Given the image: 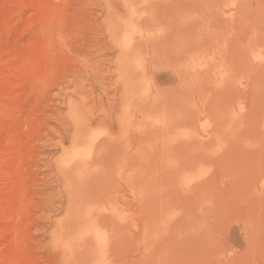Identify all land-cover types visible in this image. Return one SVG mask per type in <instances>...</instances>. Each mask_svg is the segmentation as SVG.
<instances>
[{"label":"rangeland","instance_id":"1","mask_svg":"<svg viewBox=\"0 0 264 264\" xmlns=\"http://www.w3.org/2000/svg\"><path fill=\"white\" fill-rule=\"evenodd\" d=\"M0 264H264V0H0Z\"/></svg>","mask_w":264,"mask_h":264},{"label":"bare ground","instance_id":"2","mask_svg":"<svg viewBox=\"0 0 264 264\" xmlns=\"http://www.w3.org/2000/svg\"><path fill=\"white\" fill-rule=\"evenodd\" d=\"M11 151V150H10Z\"/></svg>","mask_w":264,"mask_h":264}]
</instances>
